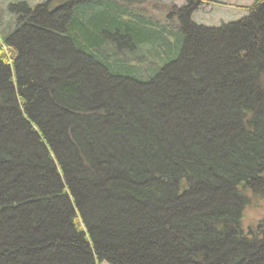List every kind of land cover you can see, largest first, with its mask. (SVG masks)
<instances>
[{
    "label": "trees",
    "instance_id": "16d2710c",
    "mask_svg": "<svg viewBox=\"0 0 264 264\" xmlns=\"http://www.w3.org/2000/svg\"><path fill=\"white\" fill-rule=\"evenodd\" d=\"M135 1L0 15V264H264V0Z\"/></svg>",
    "mask_w": 264,
    "mask_h": 264
},
{
    "label": "rangeland",
    "instance_id": "374dc122",
    "mask_svg": "<svg viewBox=\"0 0 264 264\" xmlns=\"http://www.w3.org/2000/svg\"><path fill=\"white\" fill-rule=\"evenodd\" d=\"M17 1H25L30 6L44 0H0L1 26H10L14 16L9 12L8 5ZM184 6L186 0H160L153 1H135L133 8H138L142 18H148L152 22L159 20L163 22L164 11L161 5ZM253 0H211L206 3H200L191 15L192 21L205 26H220L222 23L235 21L247 14V7L252 5ZM177 20L173 22V25ZM160 63V62H158ZM242 224L248 234L258 232L264 223V198H253L250 205L245 208L242 217ZM259 227L257 228V225ZM250 228V233L248 232Z\"/></svg>",
    "mask_w": 264,
    "mask_h": 264
},
{
    "label": "water",
    "instance_id": "95a60500",
    "mask_svg": "<svg viewBox=\"0 0 264 264\" xmlns=\"http://www.w3.org/2000/svg\"><path fill=\"white\" fill-rule=\"evenodd\" d=\"M259 227V225L257 226V228ZM248 230H249V233H250V229L248 228Z\"/></svg>",
    "mask_w": 264,
    "mask_h": 264
}]
</instances>
